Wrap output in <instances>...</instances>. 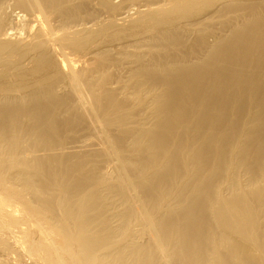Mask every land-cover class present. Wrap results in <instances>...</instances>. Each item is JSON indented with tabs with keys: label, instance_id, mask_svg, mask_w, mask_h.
<instances>
[{
	"label": "bare ground",
	"instance_id": "obj_1",
	"mask_svg": "<svg viewBox=\"0 0 264 264\" xmlns=\"http://www.w3.org/2000/svg\"><path fill=\"white\" fill-rule=\"evenodd\" d=\"M0 264H264V0H0Z\"/></svg>",
	"mask_w": 264,
	"mask_h": 264
}]
</instances>
